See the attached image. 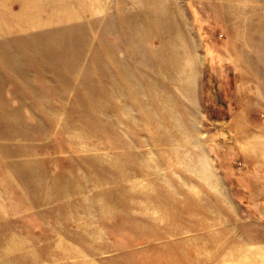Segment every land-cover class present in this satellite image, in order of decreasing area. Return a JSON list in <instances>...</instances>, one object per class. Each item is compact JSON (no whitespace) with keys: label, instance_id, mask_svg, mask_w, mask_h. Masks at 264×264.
I'll return each mask as SVG.
<instances>
[{"label":"rangeland","instance_id":"374dc122","mask_svg":"<svg viewBox=\"0 0 264 264\" xmlns=\"http://www.w3.org/2000/svg\"><path fill=\"white\" fill-rule=\"evenodd\" d=\"M0 264H264V0H0Z\"/></svg>","mask_w":264,"mask_h":264}]
</instances>
